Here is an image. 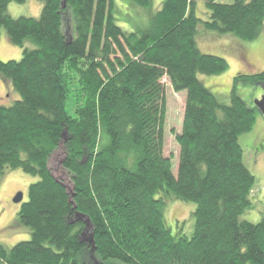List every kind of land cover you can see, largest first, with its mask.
<instances>
[{"label":"trees","instance_id":"trees-1","mask_svg":"<svg viewBox=\"0 0 264 264\" xmlns=\"http://www.w3.org/2000/svg\"><path fill=\"white\" fill-rule=\"evenodd\" d=\"M12 1L27 0H0V27L24 52L0 60V76L21 94L0 105V179L16 169L39 179L15 219L31 237L0 243V264H264V217L242 219L256 177L239 141L259 109L235 86L230 104L205 86L199 75L229 63L197 42L203 25L256 39L264 0H206V21L195 0H164L132 31L118 24L113 0H40L41 15L30 18L12 17ZM165 77L187 91L177 174L165 155ZM237 82L264 84V70ZM60 148L72 192L49 166ZM171 201L196 204L191 236L167 225Z\"/></svg>","mask_w":264,"mask_h":264},{"label":"rangeland","instance_id":"rangeland-1","mask_svg":"<svg viewBox=\"0 0 264 264\" xmlns=\"http://www.w3.org/2000/svg\"><path fill=\"white\" fill-rule=\"evenodd\" d=\"M116 5L118 24L124 29L132 31L146 26L149 16L161 8L164 0H151L149 8L132 4L131 0H113ZM197 15L204 21L209 18L206 0H195ZM236 0H219L231 4ZM43 9L40 0H27L24 3L10 2L9 14L18 18L21 16L39 17ZM6 28L0 27V60H20L23 48L12 44L7 36ZM198 46L202 52L221 56L229 63V68L218 75H199L201 81L220 100L226 104L231 102V90L235 86L236 92L250 106H256L255 101L264 95V84H244L237 82L240 75L256 74L264 70V26L259 36L252 41H244L233 35H224L206 30L204 25L199 28ZM166 94L167 114L165 123V155L173 158V171L177 174L180 144L177 135L183 130L184 112L187 91L177 92L170 80L163 79ZM72 94V93H71ZM20 95L12 86L0 76V105H12L20 99ZM76 97L67 101V110L75 115ZM239 141L244 149L245 164L255 175L256 183L252 191L254 208L243 214L242 219L250 222H260L264 217V115L258 111L253 129L243 133ZM64 157L63 148L57 149L50 158L49 166L69 192L73 191L71 175L62 168ZM39 178L24 172L22 169L7 171L0 179V243L10 248L22 240H28L31 233L28 227L15 223L17 213L22 202L16 203L14 197L23 192V202L28 199L29 187ZM196 208L194 202L171 201L165 206V221L172 228L173 234L191 236L194 231L195 219L192 213Z\"/></svg>","mask_w":264,"mask_h":264},{"label":"water","instance_id":"water-1","mask_svg":"<svg viewBox=\"0 0 264 264\" xmlns=\"http://www.w3.org/2000/svg\"><path fill=\"white\" fill-rule=\"evenodd\" d=\"M256 107L259 109V111L264 115V95L255 101ZM24 199V194L23 192H18L17 195L14 197V201L16 203L22 202Z\"/></svg>","mask_w":264,"mask_h":264}]
</instances>
